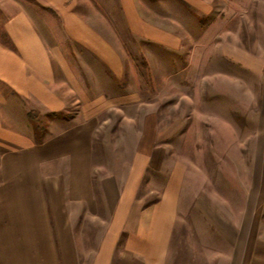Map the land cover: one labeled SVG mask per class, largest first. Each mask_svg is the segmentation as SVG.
Wrapping results in <instances>:
<instances>
[{
    "label": "crops",
    "instance_id": "obj_1",
    "mask_svg": "<svg viewBox=\"0 0 264 264\" xmlns=\"http://www.w3.org/2000/svg\"><path fill=\"white\" fill-rule=\"evenodd\" d=\"M85 1H51L64 19L63 37L44 35L25 8L4 25L0 264H264V196H252L253 184L244 196L196 197L187 208L180 174L154 146L147 113L125 159L108 146L111 117L103 114L134 109L129 118L138 123L140 102L121 99L126 59L112 23H100L103 13L118 14L133 38L176 48L184 35L198 40L192 30L218 21L215 0H107L104 8ZM201 13L214 15L207 22ZM74 103L78 109L68 114ZM258 142L261 162L264 120ZM155 173H162L160 194L141 196ZM255 184L260 192L262 182Z\"/></svg>",
    "mask_w": 264,
    "mask_h": 264
},
{
    "label": "rangeland",
    "instance_id": "obj_2",
    "mask_svg": "<svg viewBox=\"0 0 264 264\" xmlns=\"http://www.w3.org/2000/svg\"><path fill=\"white\" fill-rule=\"evenodd\" d=\"M51 1L76 2L0 0V39L8 38L5 22L24 8L45 26L44 35L52 36L53 32L63 37L64 19ZM214 3L218 21L211 20L213 25L200 32L192 30V36L202 37L198 40L178 28L184 43L176 48L133 38L121 27L118 14L106 17L103 13L100 21L104 25L106 20L111 22L122 41L126 70L120 80L126 91L121 99L140 102L138 123L129 118L134 109L112 108L103 114L111 117L106 122L112 139L108 146L115 154L117 150L119 159H125L137 133H141V117L147 113L153 119L154 146L164 152L170 171L180 174V197L187 208L196 197L244 196L250 184L252 196H264V158L260 162L254 156L260 148L259 122L264 120V0ZM85 4L104 8L108 3L86 0ZM81 5L76 3L79 8ZM157 8L156 19L161 15ZM200 16L210 22L211 16ZM245 55L252 59L250 66L242 60ZM260 57L263 61L257 60ZM77 109V103L72 104L68 114ZM254 165L260 167L259 174L254 175ZM154 179L153 190L144 180L141 196L160 194L162 173H155ZM259 181L263 186L260 192L255 188ZM261 209L264 213V205Z\"/></svg>",
    "mask_w": 264,
    "mask_h": 264
}]
</instances>
